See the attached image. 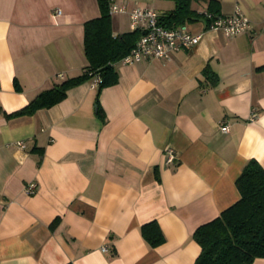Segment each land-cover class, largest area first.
<instances>
[{
	"label": "crops",
	"instance_id": "crops-1",
	"mask_svg": "<svg viewBox=\"0 0 264 264\" xmlns=\"http://www.w3.org/2000/svg\"><path fill=\"white\" fill-rule=\"evenodd\" d=\"M217 1L252 29L227 36L200 17L183 24L202 33L198 44L169 60L116 62L117 83L99 94L91 78L32 115L0 114V264H194V230L239 199L249 160L264 167V0ZM111 2L127 7L111 14L114 35L134 29L135 7H175ZM99 14L97 0H0L5 112L82 72L83 23ZM152 220L165 237L154 247L141 234Z\"/></svg>",
	"mask_w": 264,
	"mask_h": 264
},
{
	"label": "trees",
	"instance_id": "trees-1",
	"mask_svg": "<svg viewBox=\"0 0 264 264\" xmlns=\"http://www.w3.org/2000/svg\"><path fill=\"white\" fill-rule=\"evenodd\" d=\"M172 1L174 9L160 18L165 26L172 27L203 18L202 12L191 8L192 1L201 0ZM97 3L99 16L83 23V50L87 65L82 72L39 92L28 104L12 113L5 112L0 106V114L6 117L32 115L39 109L62 101L70 88L95 76L100 79L98 94L104 87L117 83L118 74L114 64L131 50L141 31L133 29L114 35L109 12L111 0H97ZM207 3V11L221 14L217 0H207ZM15 88L19 89L17 83ZM98 112L103 114L99 104ZM235 185L239 199L194 230L193 238L200 246L194 264H252L256 258H264V167L255 159L249 160L236 178ZM141 234L153 247L165 239L155 220L143 224Z\"/></svg>",
	"mask_w": 264,
	"mask_h": 264
},
{
	"label": "built area",
	"instance_id": "built-area-1",
	"mask_svg": "<svg viewBox=\"0 0 264 264\" xmlns=\"http://www.w3.org/2000/svg\"><path fill=\"white\" fill-rule=\"evenodd\" d=\"M127 7L124 4H110V14L124 13ZM60 9H55L54 14L59 15ZM203 19L206 21L207 29L219 30L227 36H235L239 33L252 29L253 24L239 7L230 14L215 15L204 10ZM129 17L134 29L141 31L140 37L131 50L123 56L119 62L128 64L143 59L169 60L171 54L181 49L191 48L198 44L202 38V33H192L183 24L172 27L165 26L160 22L161 14L152 8L135 7L130 10ZM100 79L92 78V86L96 87ZM226 131L228 126H221ZM18 145L24 147L22 142ZM176 157L172 148L167 150V161L171 162ZM35 184H31L26 189V193H34ZM107 250V246L102 247Z\"/></svg>",
	"mask_w": 264,
	"mask_h": 264
}]
</instances>
